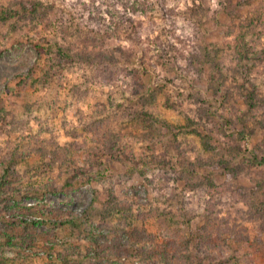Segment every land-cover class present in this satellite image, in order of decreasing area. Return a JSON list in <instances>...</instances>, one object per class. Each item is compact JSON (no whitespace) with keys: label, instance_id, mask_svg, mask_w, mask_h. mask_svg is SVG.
I'll use <instances>...</instances> for the list:
<instances>
[{"label":"rangeland","instance_id":"1","mask_svg":"<svg viewBox=\"0 0 264 264\" xmlns=\"http://www.w3.org/2000/svg\"><path fill=\"white\" fill-rule=\"evenodd\" d=\"M8 1L0 0V8ZM38 1L49 7V28L39 23L15 30L11 23H0V150L27 148L28 143L33 150L40 144L47 149L57 145L66 148L67 157L57 155L54 161L52 153L38 157L35 151L18 161L17 185L23 193L11 206H23L26 217L46 222L25 232L22 224L8 221L0 210V235L15 224L16 236L35 239L29 247L1 246L0 259L54 264L58 256L69 255L70 264H182L171 254L184 248L193 233L205 235L200 241L203 255L196 251L195 240L189 244L193 264H264V214L256 221L247 215L250 197L264 205V110L247 124L241 142L218 132L223 110L213 112L204 124L190 125L197 121L198 106L214 104L216 98L206 76L185 59L192 53L215 52L223 80L227 77L233 101H238L237 86L247 77L237 49L248 45L264 51V0ZM78 1L84 2L82 7ZM140 3L154 7V12L140 15L144 28L136 33L125 27L127 10L122 4ZM93 4L101 8L99 13ZM173 20L178 21L176 28ZM38 44L74 50L79 56L41 82L51 57L40 58ZM169 46L183 52L184 61ZM249 74L248 81L264 98V61ZM148 84L155 98L144 106L142 98L151 94L145 90ZM110 115L115 119L108 120ZM99 118L113 124L121 137L111 152L98 157L106 164L102 175L88 172L97 158L90 157L89 146L97 147L99 143L91 142H99L96 136L104 133ZM238 128L232 126L237 134ZM208 135L220 139L222 149H233L232 155L219 147L217 156L208 151L204 141ZM255 155L259 160L251 161ZM222 157L233 158L228 167L240 171L236 178L212 163ZM181 158L192 165L190 177L181 170ZM83 170L87 174L73 190L56 191ZM69 215L90 220L84 235L68 238L54 228V222ZM185 216L192 219L190 228L184 224ZM92 234L108 236L100 254ZM141 235L155 241L139 242ZM118 241L128 245L122 254L115 247ZM164 253H170L166 262L160 257Z\"/></svg>","mask_w":264,"mask_h":264},{"label":"trees","instance_id":"2","mask_svg":"<svg viewBox=\"0 0 264 264\" xmlns=\"http://www.w3.org/2000/svg\"><path fill=\"white\" fill-rule=\"evenodd\" d=\"M83 4L84 2L82 1H78V3H76L78 7H82ZM93 6L94 9L97 10V13L101 11L100 7H97L95 4H93ZM122 6H124L125 11L127 10V12L123 16V20L125 21L124 24L126 23L125 27H130L131 29L135 30L136 33H139L144 28L143 22H141L142 20L140 19L141 17L140 15L141 14L147 15L148 13L150 14V12H154V7L148 6L147 4L144 3H140L138 5H132V6H129L128 4H122ZM174 18L176 19V17ZM98 19L99 18H96L97 23H98ZM0 23L4 24L5 26L8 23H11L10 28L11 29L15 28V30L20 28L22 29L24 27H27L28 25H32V24L35 25L39 23H42L44 24L45 27L49 28V26L51 25V21L49 19V7L45 6L43 2L38 0L35 1L9 0L7 4L3 5L0 8ZM103 24L106 25V21H104ZM172 25L174 28H176L178 25V21L173 20ZM99 33H97V35L98 38L101 39V35ZM172 35H171L172 39H175V36ZM159 42H161V40H159ZM36 48L39 52L40 58L43 57L44 55L51 57V60H48L47 62L46 69L43 70L42 77L40 79L41 82L47 81L49 76H51L52 70L60 67L68 60L73 61L75 55L79 56V54H76V51L74 50L66 51L63 47L60 46H57L56 48H52L50 46H42L41 44H38ZM160 48H162V45H160ZM169 48L172 49L171 52L177 51L178 54L181 56V60L184 61L183 52L179 51L177 48L174 49L173 46H169ZM2 52L3 50L0 51V53ZM237 53L240 57L239 61H242L241 68L243 71H245L244 75L247 78H243L245 81L241 85L237 86L238 101L235 100L236 102L233 101L232 89H230L229 86L227 85V82L229 80L227 79V77L225 80H223L224 74H222L223 71L221 65L218 63V59L215 57V52L213 53L208 52V54L206 55L192 53L188 57H185V59L191 62L192 65L191 67L195 68L198 74L203 73L204 77L206 76L205 78L207 80L208 90L211 91V95L216 98L214 104L211 103L208 106L207 105L204 106L205 105L204 102L203 106L200 105H199L200 107L198 106L197 115L194 117L197 118V121L195 119L191 120L190 125L191 124L199 125L201 123L204 124L206 118H209L211 114L214 115L213 112L216 113L217 110L218 111L223 110L224 112H226V114L224 115L221 114L224 119V122L219 123L220 128L218 132L221 133L223 137H229L231 139H235L241 142L243 141V139L241 140L240 136H243V138L246 136L245 134H246L247 124L253 121L255 122L256 121L255 116L258 113V111L261 109L264 110V98L258 95L257 85L253 83L252 80L248 81V76L250 75L249 73L252 71V67L264 61V51H257L256 49L249 47L248 45H244L242 46V48L237 49ZM52 55H55L54 60H52L53 57ZM217 76L218 78H216ZM112 80L113 79L111 77L108 78V82L109 81L111 82ZM150 82H153L152 77ZM250 82L252 84H250ZM249 85L251 87H249ZM151 88L152 87L148 84L145 89L146 92L151 93L153 91L151 90ZM155 92L156 91H154V93ZM154 98L155 95L151 93L149 97L142 98L143 102L141 101V104L143 103L144 106L150 105V103L154 101ZM238 103H240V105H238ZM124 106L125 104L123 103L119 106V108H122ZM230 108L231 110L228 113V109ZM143 115L145 117L149 116L146 113H144ZM122 118L123 115L120 116V119ZM112 119L115 118L110 115L108 120L112 121ZM108 120L99 118V121L97 123H99V125L104 128V133L100 134L102 135V137L96 136L99 137V142L94 139L92 140L91 143L93 145L99 143L97 147L93 148L89 146V150H91L90 157L92 158L97 157V158L92 163L88 172H92L97 175H102V173L106 170L105 167L106 164L102 160L103 158L99 159L98 157L106 154L109 151L111 152L115 148V145H118L121 142V137H119L118 134L114 132L113 130L114 126ZM232 126L239 127L238 128L239 134H237L235 131L232 130ZM205 140H206L205 143L206 149L210 152H213V154L217 156L219 154V150H217V148L222 147V146L220 147V145L222 144L220 139H216V141H214V138L208 135L207 137L204 138V141ZM90 141H91L90 139L87 140V144H89ZM43 145L44 144L38 145L34 150L32 144L30 143H28L27 148H23V146H20L19 148L16 146L15 149L12 148L8 149L6 153H2L3 150H0V207H1L0 210L2 211L1 215H4V217L8 221L17 222V223L19 222L20 224H22L23 225L22 227H25V232L27 230L30 231V229L36 228L44 224L46 221L38 220V219L32 220L31 218L29 219L28 216L26 217V214L23 211L24 209L23 206H19V205L11 206L13 200L16 197L21 196V194L23 193L22 188H20L17 185L20 182V176L18 174V170L16 166L18 164V161L27 160L28 159L27 157L31 155L30 153L35 151H37L36 153L38 154V157L39 156L45 157L47 153H52L54 155L53 156L54 161L57 155L59 156V158L67 157L66 148L64 149L56 145L50 149H47L46 147H43ZM239 147H237V149ZM120 149L122 152L123 148L121 147ZM221 150H223V153H228L229 156L230 154L232 155L233 152V149H229V148L226 149L221 148ZM40 159L43 160L44 158H40ZM230 159L222 157L220 159H215V161L213 159L212 163L216 164L219 167L221 173L225 171L231 174L233 178H236L240 171H236L228 167L233 158L231 160ZM261 159L264 158L262 157ZM258 160L259 158L257 157V155H255V158L251 159V161H258ZM178 163L181 167V170L184 171L185 176L190 177L191 176L190 172L192 171L190 169L192 165L191 166L187 165L184 162L183 158H181V161H179ZM82 174H87V170L75 172V174L71 178H69L64 184L60 185L58 190L56 191L69 192L70 190H73L75 182H77L80 179ZM212 179L213 178H209L207 180L213 183L212 184L213 187L216 186V188L219 189L218 185L215 182H213ZM258 186L260 187L261 183H258ZM219 191L220 193H222L221 190ZM242 197L247 199L248 196L242 195ZM110 199L111 201H114V199L112 198ZM247 203H248L247 205L250 207V210L248 211L249 213L247 212L249 218L253 221H256L257 219L261 218L262 215L264 214V211H261V209L264 210L263 203L256 204L255 201L253 200V197H250ZM93 211H95L94 208ZM207 211L209 212L210 210L208 209ZM89 221H90L89 219H78V217L71 216L67 220H58L57 222H54L53 225L54 228L61 229V231L64 233V236H67L69 238V237L84 235L85 232L88 231L87 222ZM191 222L192 219L189 216H185L184 224L186 228L191 227ZM127 223L128 221L125 224L127 225ZM14 227L15 224H9L8 234L0 235V247L12 246L17 243H21L25 247L32 246L33 241H35V239L33 238L34 240H32L26 238V236L23 235L16 236L14 234L15 230H13ZM207 228H204L206 233H208L207 230H209ZM92 236H94L95 244L99 246V249L97 250L98 252L96 253H99L100 251H102V248H104L105 245H103V243H105L108 240V236L104 234H92ZM189 236L190 237L188 238V240L184 241V248H178L176 249L174 254H171V258L173 257L176 262L179 261L182 264H193L191 259V250L189 249V244L191 242H194L193 240H195L197 242V245L199 246V247L197 246L198 248L196 249V251L198 253H201L202 255L205 253V251L201 249L202 247H200L201 246L200 241H202L205 235L199 234V236H194L193 233H189ZM132 239L134 242L137 241L135 237H132ZM149 239H151V241H155V239H152L146 235L139 236L138 241L146 242ZM119 241L118 243H116L115 247H117L118 249V254H122L121 250H124L128 245L127 244L122 245ZM140 250L142 251V249ZM169 255L170 253L169 254L164 253L160 257L163 262H166L169 258ZM129 256L132 257V254H129ZM143 257L144 259H146L148 257V254L147 253L143 254ZM147 260L150 261V259ZM61 262L65 264H70L69 255L58 256V259L54 264ZM167 263L170 264L169 262ZM0 264H16V262H13L12 260H9L7 258H1ZM199 264H205V263L200 262Z\"/></svg>","mask_w":264,"mask_h":264}]
</instances>
